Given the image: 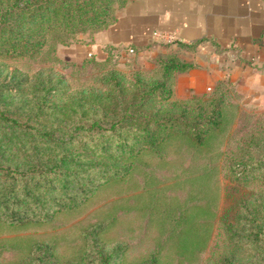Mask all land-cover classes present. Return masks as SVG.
Listing matches in <instances>:
<instances>
[{"label": "trees", "instance_id": "16d2710c", "mask_svg": "<svg viewBox=\"0 0 264 264\" xmlns=\"http://www.w3.org/2000/svg\"><path fill=\"white\" fill-rule=\"evenodd\" d=\"M131 0H0V57L38 53L48 41L68 44L116 19ZM133 58L131 48L106 45ZM132 50V49H131ZM96 61V56H93ZM106 60V59H99ZM157 77L134 71L128 80L114 69L100 74V88L69 91L60 75L26 80L15 72L0 77V221L8 226L49 222L84 204L102 185L125 177L126 160L156 151L182 135L201 146L220 123L219 80L208 94L171 96L173 76L190 64L159 53L151 60ZM230 152L227 170L258 189L237 199L222 224L225 247L209 264H264V133L251 132ZM106 223L82 231L84 248L64 264H121L124 244L102 243ZM18 264H57L49 244L35 242ZM134 264H157L153 253Z\"/></svg>", "mask_w": 264, "mask_h": 264}, {"label": "rangeland", "instance_id": "374dc122", "mask_svg": "<svg viewBox=\"0 0 264 264\" xmlns=\"http://www.w3.org/2000/svg\"><path fill=\"white\" fill-rule=\"evenodd\" d=\"M94 34L66 45L50 40L31 56L0 57V77L15 72L29 83L37 74L60 75L69 91L100 88L98 78L108 69L124 80L134 71L157 77L152 59L144 63L116 48L101 47L95 54L75 50L91 43ZM175 81L173 76L171 96L179 100L213 88L184 95L174 91ZM220 112L218 127L208 131L201 146L175 135L156 151L141 150L126 160L131 168L125 177L100 186L84 204L56 213L49 222L8 226L0 221V264H18L35 242L49 244L57 264L75 261L84 248L83 229L96 222L106 223L98 234L102 243L126 246L121 264L151 253L157 264H209L225 247L221 227L234 203L259 187L235 181L227 164L240 138L264 133V85L226 87Z\"/></svg>", "mask_w": 264, "mask_h": 264}, {"label": "crops", "instance_id": "0c3cea01", "mask_svg": "<svg viewBox=\"0 0 264 264\" xmlns=\"http://www.w3.org/2000/svg\"><path fill=\"white\" fill-rule=\"evenodd\" d=\"M153 30L172 32L176 41L162 43L151 37ZM106 45L129 47L144 63L159 53L189 63L175 74L174 91L184 95L224 79L238 87L262 86L264 0H131L91 43L75 50L95 54Z\"/></svg>", "mask_w": 264, "mask_h": 264}, {"label": "built area", "instance_id": "2783aa9c", "mask_svg": "<svg viewBox=\"0 0 264 264\" xmlns=\"http://www.w3.org/2000/svg\"><path fill=\"white\" fill-rule=\"evenodd\" d=\"M151 37L162 42V43H173L176 41V37L174 33L172 32H166V31H158V30H153L151 32ZM132 50L129 49V52Z\"/></svg>", "mask_w": 264, "mask_h": 264}]
</instances>
